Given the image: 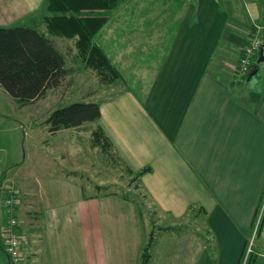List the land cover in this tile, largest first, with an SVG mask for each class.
<instances>
[{
    "label": "crops",
    "instance_id": "obj_1",
    "mask_svg": "<svg viewBox=\"0 0 264 264\" xmlns=\"http://www.w3.org/2000/svg\"><path fill=\"white\" fill-rule=\"evenodd\" d=\"M43 2L0 0V26L32 21ZM185 3L171 26L157 29L168 38L149 80L91 99L99 103L100 117L87 123L106 141L97 155H106L122 178L148 167L136 183L158 210L154 264H237L264 191V61L256 63L258 49L252 59L257 72L248 80H235V66L249 31H258L264 47V0ZM157 13L165 22V9ZM107 27L97 37L111 42L127 31L121 23ZM94 40L105 46L95 34ZM71 158L80 160V154ZM68 181L80 191V177ZM2 211L0 193V218ZM37 212L29 231L42 246L25 251L16 264L28 261L27 252L34 258L39 252L43 264H138L149 236L145 215L142 222L134 201L117 190L40 205ZM198 215L206 236L174 231Z\"/></svg>",
    "mask_w": 264,
    "mask_h": 264
},
{
    "label": "rangeland",
    "instance_id": "obj_2",
    "mask_svg": "<svg viewBox=\"0 0 264 264\" xmlns=\"http://www.w3.org/2000/svg\"><path fill=\"white\" fill-rule=\"evenodd\" d=\"M182 2L117 0L114 7L94 12L107 16L105 23L98 29V31L101 29L99 32H102V29L105 32L110 31L108 24L120 26L121 23L122 27L127 29L120 32V36H114L124 43L116 39L110 42L107 37L102 38L101 33L98 37V32L95 33V38H100L105 43V46H99L105 53L108 52L106 53L108 59L117 69V76L107 83L101 80L94 69L84 66L72 39L55 37V43L64 53L69 68V73L60 86L50 89L37 102L25 105L16 103L0 86V178L4 174L0 187L3 197L7 195L8 187L16 190L18 194L16 216L23 234L29 237L24 247L25 251H36L42 246L37 233L30 234L29 231L37 220L40 205L65 201L82 194L138 190L135 186L136 181L133 180L134 175L122 178L119 175L120 170L106 155H97L98 149L102 147L100 143L94 142L92 134L94 128L90 123L79 127V135L65 129L51 134L44 121L53 108L61 105L80 99H102L121 88L133 84L139 86L142 84L141 81L145 84L144 81L150 77L148 73L153 69V64L155 65V60L168 38V32L162 33L157 29L161 28L163 23L166 28L173 24L184 9L186 0L183 6ZM159 8L165 9V22L160 21L164 17H159L157 13ZM140 9L144 11L146 9L148 12L140 14ZM136 24L135 30L128 32L131 26L135 27ZM145 24L152 27L145 29ZM93 41L98 44L94 37ZM117 50L120 53L117 52L115 56L110 53ZM76 153L80 154V160L71 158L75 157ZM77 163H80V166ZM79 177L80 191L68 181ZM96 183L100 185H95ZM144 200H147L148 209L144 214L145 222L150 228L152 222L148 217L153 213L155 221L153 224L157 225L158 210L148 197H144ZM185 221L186 223L182 221L183 223L174 231L189 230L206 236L208 227L201 216L187 217ZM156 229L158 228L155 227L154 231H157ZM246 237L245 247L237 264H264V191ZM27 256L28 261L24 264H43L44 256L39 252L35 258L31 252H27ZM0 264H6V256L2 251Z\"/></svg>",
    "mask_w": 264,
    "mask_h": 264
},
{
    "label": "trees",
    "instance_id": "obj_3",
    "mask_svg": "<svg viewBox=\"0 0 264 264\" xmlns=\"http://www.w3.org/2000/svg\"><path fill=\"white\" fill-rule=\"evenodd\" d=\"M116 4L117 0H44L42 13L32 18V21L0 26V86L19 105L34 103L43 98L48 90L60 86L69 73V68L64 53L56 46L54 36L72 39L84 66L94 69L103 82L111 81L117 76V69L102 48L93 41L94 34L105 23L107 16L94 12L114 7ZM99 117L97 101L80 99L53 108L44 122L48 132L54 134L62 129L94 122ZM92 134L94 142H102L101 146L106 144L100 129L94 127ZM147 169L148 167H144L138 170L133 180L136 181ZM135 186L138 190L125 191L122 195L134 201L143 222L145 211H148L144 197L148 195L142 192L138 182H135ZM5 197L6 194L3 197L0 218V251L5 254L7 264H16L25 258L24 247L28 237L23 234L16 216L15 203L12 215L17 220L16 230L21 237L22 254L18 262H12L4 250L1 235V228L6 221ZM16 198L18 199V194ZM152 214L149 216L152 222L149 236L140 248L138 264H154L151 261L150 248L152 232L157 226L153 224Z\"/></svg>",
    "mask_w": 264,
    "mask_h": 264
},
{
    "label": "built area",
    "instance_id": "obj_4",
    "mask_svg": "<svg viewBox=\"0 0 264 264\" xmlns=\"http://www.w3.org/2000/svg\"><path fill=\"white\" fill-rule=\"evenodd\" d=\"M261 46L258 31H252L248 34V40L243 46L241 55L235 66V80L243 79L252 64L254 54ZM16 190L8 187L7 195L4 200V210L6 212V221L1 228V235L4 241V250L12 262H18L21 258V237L16 230L17 220L12 215L13 207L16 203Z\"/></svg>",
    "mask_w": 264,
    "mask_h": 264
},
{
    "label": "water",
    "instance_id": "obj_5",
    "mask_svg": "<svg viewBox=\"0 0 264 264\" xmlns=\"http://www.w3.org/2000/svg\"><path fill=\"white\" fill-rule=\"evenodd\" d=\"M262 61H264V47L260 46L259 47V55H258L256 63H259V62H262ZM256 72H257L256 64H251V66H250V68L248 70L246 79L248 80Z\"/></svg>",
    "mask_w": 264,
    "mask_h": 264
}]
</instances>
